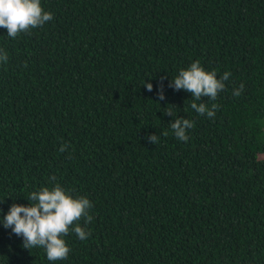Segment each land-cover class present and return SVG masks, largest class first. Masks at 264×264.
<instances>
[{"label":"trees","instance_id":"obj_1","mask_svg":"<svg viewBox=\"0 0 264 264\" xmlns=\"http://www.w3.org/2000/svg\"><path fill=\"white\" fill-rule=\"evenodd\" d=\"M41 6L43 26L0 28V264H264V0ZM194 61L230 73L197 101L219 105L213 118L170 86ZM176 118L195 123L187 142ZM55 183L88 198L93 219L53 262L2 220Z\"/></svg>","mask_w":264,"mask_h":264},{"label":"clouds","instance_id":"obj_2","mask_svg":"<svg viewBox=\"0 0 264 264\" xmlns=\"http://www.w3.org/2000/svg\"><path fill=\"white\" fill-rule=\"evenodd\" d=\"M53 19V14L45 11L41 0H0V28L7 29V35L16 38L20 33H28L30 29L43 26ZM7 53L0 54V61L7 60ZM230 73L225 72L219 79L215 72L206 71L199 61H194L187 69H181L172 80L170 86L175 90H185L192 95L191 109L199 115L213 118L219 105L212 104L211 108L201 101L202 97L216 100L220 91L225 90V81L229 80ZM151 92L153 85L145 84ZM243 89L234 90V95L239 96ZM159 99L164 100L163 88L158 91ZM165 115L173 116L172 111H165ZM192 120L176 118L170 123V128L175 137L187 142L188 129L194 128ZM168 133H164L167 135ZM150 142L157 144L159 137L156 134L148 137ZM65 144L60 151H66ZM55 182L56 177L50 178ZM29 205L12 204L9 211L3 216V227L11 228L17 236H23V247L28 250L43 248L48 261L64 260L68 257L70 248L64 239L70 232H74L80 240H86L91 233L87 225L93 217L89 214L92 203L86 197L73 198L59 183L52 188L44 187L34 191L27 197ZM2 201V200H0ZM0 212L3 209L0 208ZM83 219L84 227L80 221Z\"/></svg>","mask_w":264,"mask_h":264}]
</instances>
